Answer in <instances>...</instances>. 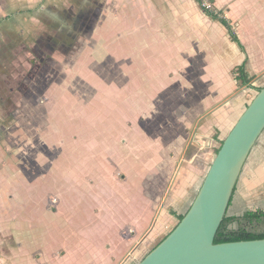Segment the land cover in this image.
Wrapping results in <instances>:
<instances>
[{
	"label": "crops",
	"instance_id": "obj_1",
	"mask_svg": "<svg viewBox=\"0 0 264 264\" xmlns=\"http://www.w3.org/2000/svg\"><path fill=\"white\" fill-rule=\"evenodd\" d=\"M209 1L239 44L196 0H0V264H136L177 226L264 87V0ZM231 206L264 210V131Z\"/></svg>",
	"mask_w": 264,
	"mask_h": 264
},
{
	"label": "water",
	"instance_id": "obj_2",
	"mask_svg": "<svg viewBox=\"0 0 264 264\" xmlns=\"http://www.w3.org/2000/svg\"><path fill=\"white\" fill-rule=\"evenodd\" d=\"M264 131V87L216 152L205 178L177 226L136 264H264V239L214 244L242 168Z\"/></svg>",
	"mask_w": 264,
	"mask_h": 264
},
{
	"label": "trees",
	"instance_id": "obj_3",
	"mask_svg": "<svg viewBox=\"0 0 264 264\" xmlns=\"http://www.w3.org/2000/svg\"><path fill=\"white\" fill-rule=\"evenodd\" d=\"M204 13L224 25L227 28L231 39L239 44L231 26L223 16L210 12ZM233 76L238 88L250 87L252 78L248 76L244 66L237 68L233 72ZM233 226L236 227L233 228ZM258 227H263V229L261 231H257ZM262 239H264V210L252 209L245 212L240 217L225 216L214 238V244L255 241Z\"/></svg>",
	"mask_w": 264,
	"mask_h": 264
},
{
	"label": "built area",
	"instance_id": "obj_4",
	"mask_svg": "<svg viewBox=\"0 0 264 264\" xmlns=\"http://www.w3.org/2000/svg\"><path fill=\"white\" fill-rule=\"evenodd\" d=\"M196 2L204 12L219 14L209 0H196Z\"/></svg>",
	"mask_w": 264,
	"mask_h": 264
},
{
	"label": "rangeland",
	"instance_id": "obj_5",
	"mask_svg": "<svg viewBox=\"0 0 264 264\" xmlns=\"http://www.w3.org/2000/svg\"><path fill=\"white\" fill-rule=\"evenodd\" d=\"M253 95H254V92H253ZM244 210H245V207H242L241 209H234V207L231 206L230 209L228 210L227 216L237 215V217H240V216H242V213L244 212ZM258 210H263V209H258ZM235 227L236 226H233V228H235ZM262 229H263V227H258L257 231H261Z\"/></svg>",
	"mask_w": 264,
	"mask_h": 264
}]
</instances>
